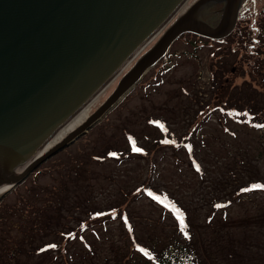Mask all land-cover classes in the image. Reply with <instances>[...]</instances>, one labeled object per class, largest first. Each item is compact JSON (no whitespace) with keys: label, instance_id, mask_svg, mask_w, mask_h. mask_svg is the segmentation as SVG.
<instances>
[{"label":"rangeland","instance_id":"374dc122","mask_svg":"<svg viewBox=\"0 0 264 264\" xmlns=\"http://www.w3.org/2000/svg\"><path fill=\"white\" fill-rule=\"evenodd\" d=\"M191 1L185 0L175 16ZM215 9L217 6L210 5L199 16L215 24L219 19L215 18ZM238 14L235 28L223 38H198L190 32L179 35L102 119L3 195L0 264H129L140 256L139 249L183 237L175 219L151 200L144 186L168 191L183 202L194 237L202 249L205 243L214 257L211 264H264V224L249 222L252 215L264 213V185L241 192L227 204L232 221L225 227L222 240L217 236V227L205 217L208 192L224 190L218 186L217 178H227L234 160L229 154L233 145L245 144L252 156L257 155L255 162L242 169L244 175L264 177V127L246 128L223 112L225 130L216 119L227 97L232 96L231 91L237 93L235 87L241 88L245 82L258 92H249L245 85L244 97L264 103V0H243ZM136 57L90 104L89 113L112 91ZM159 64L162 69L157 67L159 70L153 77ZM213 69L220 78L219 84L212 79ZM210 83L213 88L208 90ZM197 98L206 101L207 109L197 107ZM207 113L212 120L200 124L198 118ZM148 117H162L177 137L188 126L192 128L186 139L191 142V149L181 141L179 151L165 145L156 152L149 150L141 157L124 159L121 163L96 160V154L105 146L125 145L126 131L138 143L147 136H157L159 130L148 123ZM191 153L204 162H201L206 171L203 175L190 165ZM73 163H84L88 173L85 171L79 177L69 175L67 168ZM228 189L226 186L225 191ZM51 199L55 202L50 207ZM122 209L130 225L120 215ZM245 217L248 224L234 223ZM40 222L42 225L37 224ZM33 228H38V233L30 234ZM227 246L238 258L229 257Z\"/></svg>","mask_w":264,"mask_h":264},{"label":"water","instance_id":"95a60500","mask_svg":"<svg viewBox=\"0 0 264 264\" xmlns=\"http://www.w3.org/2000/svg\"><path fill=\"white\" fill-rule=\"evenodd\" d=\"M184 1L0 0V199L102 119L180 34L228 35L242 2L220 0L213 24L199 12L219 0H192L175 16ZM157 32L102 102L46 146Z\"/></svg>","mask_w":264,"mask_h":264},{"label":"trees","instance_id":"16d2710c","mask_svg":"<svg viewBox=\"0 0 264 264\" xmlns=\"http://www.w3.org/2000/svg\"><path fill=\"white\" fill-rule=\"evenodd\" d=\"M190 33L194 34L198 38H208L193 32ZM161 63H163V61ZM157 67H159L160 70L162 69V66L160 64L156 66V68H154L156 70L153 74V77H155L157 71L159 70ZM217 72L221 71L217 69ZM212 79L215 84H219L218 80L220 78L218 79V76L216 74V71L214 72V69ZM245 85L247 86L246 88L249 92H258L256 88H252L251 86H249V83L245 82ZM245 85H241V88L235 87L237 93L231 91L232 96L227 97L222 112H220V115L216 116V119H218L221 128L227 130V125L222 119L223 115H221L223 112V114L227 115L230 120L246 128L259 129L264 127V103L258 102L255 99H251V97L245 98L243 95V89H246L244 88ZM219 86L221 87V85ZM208 88V90H210V88L212 89V84ZM213 94L214 92H211L210 96H212ZM200 98L195 99V101L197 100V107L207 109L205 105L206 101H203V98L200 100ZM209 119L212 120L210 115L207 113V115L204 114L199 117L198 122L200 124H203ZM148 123L151 124L154 128H158L159 133L157 136H147L144 142L138 143L135 136L130 131L125 130V145L115 146L113 148L109 145L105 146L103 149L100 150L101 152L99 154H96V160L103 161L105 159H112L118 163H121L124 162V159H129L135 156L141 157L142 155L149 153V150H152V152H156L160 146L165 145L171 146L172 150L174 151H179L180 148L178 147V145L181 144V141L185 143V145L189 146V149H191V142L187 141V137L191 135L190 130L192 129L189 126L186 132L178 133L179 136L177 137V134H172L173 131L169 130L168 125L165 124L162 117H157V119L153 117H148ZM161 139H163L164 142H162ZM258 149L260 152L262 151L261 148ZM112 153H115V155H112ZM229 154L233 155L234 160L231 163L228 174H226L227 178H221L220 176L217 178L218 186L224 187V190L221 191L223 193H218L217 190L209 191V197L206 200V204L208 207V210H206L205 214L206 220L207 222H210L211 224H214L217 227V229L219 230L217 236L221 240L224 236L225 227L232 221L231 219H229L227 214V204L233 202V200H236V196H238L241 192H251L255 188H257L255 187L256 185H264V177L260 175L245 176L242 171V169L247 168L249 165H251L252 162L256 161L257 155H251L252 152L249 146H246L242 143H239L238 145H233L232 149L229 150ZM175 157L179 159L177 155ZM188 157L190 165L193 167V169L196 170L198 174L203 175L206 171L202 166V159L199 160L198 157L195 156L193 153L188 155ZM83 164L84 163H73L71 167L67 168V172L69 173V175H74L73 177L84 176L83 173L85 171L87 172L88 168L84 167ZM151 172L152 171H150V174ZM243 175L245 176V179H243ZM62 182L64 183V180ZM226 186H229V189L227 191H225ZM63 188L65 189V187ZM144 188L151 200L154 201L163 210H165V212L171 214V216L175 219L176 227L181 230L180 233H182L183 237H173L166 243L159 244V246L155 247H149L146 250L139 249L141 253L140 256L134 258L133 261L129 264H211L210 261L212 256L210 254V250L206 248L205 243H203L204 249H202V246H200L201 244L198 243V239L194 237L190 225H188L189 215L186 213V209L182 204L183 202L177 196L171 194L168 191L157 190V188L153 186L149 188L144 186ZM54 202L55 200L51 199L49 206L51 207ZM47 210L48 209H43L44 212ZM33 212L37 213V209L33 210ZM120 215L125 219L126 223H130V220L127 217L124 209H122ZM52 216L53 214H51V217ZM249 222L254 225H263L264 213L262 212L259 214L252 215V217L249 219ZM234 223L237 225H245L248 224V219L246 217L243 219H237ZM37 224L42 225V222ZM37 231L38 228L35 230L34 228L32 230H29L30 234L38 233ZM42 232L44 233L45 231ZM42 232H39V234H43ZM225 238V240L229 242L227 236ZM216 242L219 243L218 241ZM228 247L230 248V246H227V250ZM228 254L229 257L238 258V255H236V252L233 250H230Z\"/></svg>","mask_w":264,"mask_h":264},{"label":"bare ground","instance_id":"6f19581e","mask_svg":"<svg viewBox=\"0 0 264 264\" xmlns=\"http://www.w3.org/2000/svg\"><path fill=\"white\" fill-rule=\"evenodd\" d=\"M183 4V3H182ZM180 9V8H178ZM162 30V29H161ZM160 30V31H161ZM160 32H157L155 35H153L150 39H148L142 46V48L132 57L130 58L125 66H127L131 60H133L146 46H148L150 43V41H152L157 34L159 35ZM147 48V47H146ZM145 48V49H146ZM144 49V50H145ZM125 66L122 68L124 69ZM121 69V71H122ZM120 71V72H121ZM119 72V73H120ZM117 73L115 76H113L102 88V90H99L95 96H93V98L90 99V101H88L87 103H85L74 115L73 117H71L65 124H63L55 133L54 135L50 138V140L46 143V146L58 141L59 139H61L66 133H68L72 128H74L75 126H77L79 123H81L86 116H88L89 114V106L90 104L97 98L99 97V94L104 91L108 86L111 85L112 81L115 79V77L119 74ZM5 188V186H0V192L3 191Z\"/></svg>","mask_w":264,"mask_h":264},{"label":"flooded vegetation","instance_id":"af4514ba","mask_svg":"<svg viewBox=\"0 0 264 264\" xmlns=\"http://www.w3.org/2000/svg\"><path fill=\"white\" fill-rule=\"evenodd\" d=\"M210 5H214V6H217V9H215V10H213V12H214V15H215V18H218V17H220V14H221V8H222V5H223V2L222 1H214V2H212V3H209L208 5H206L205 7H203L202 9H201V12L204 10V9H206L207 7H209ZM239 10H240V8H239ZM239 13V12H238ZM238 17H239V14H238V16H237V19H238ZM236 22H237V20H236ZM236 22H235V25H236ZM235 25H234V27H233V29L235 28ZM232 29V30H233ZM231 30V31H232ZM225 37V36H224ZM223 38V37H222ZM217 39H220V38H217ZM233 70V69H232Z\"/></svg>","mask_w":264,"mask_h":264},{"label":"snow or ice","instance_id":"6c2138e0","mask_svg":"<svg viewBox=\"0 0 264 264\" xmlns=\"http://www.w3.org/2000/svg\"><path fill=\"white\" fill-rule=\"evenodd\" d=\"M112 155H115V153H112ZM255 187H262V186H260V185H256ZM54 247V246H53Z\"/></svg>","mask_w":264,"mask_h":264}]
</instances>
